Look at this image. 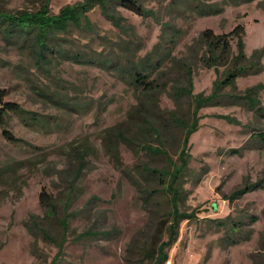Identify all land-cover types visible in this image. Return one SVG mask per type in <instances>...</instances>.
Here are the masks:
<instances>
[{"label":"rangeland","instance_id":"rangeland-1","mask_svg":"<svg viewBox=\"0 0 264 264\" xmlns=\"http://www.w3.org/2000/svg\"><path fill=\"white\" fill-rule=\"evenodd\" d=\"M44 1L0 0V11H35ZM84 1L49 0V7L58 15L64 7ZM142 2L150 11L144 17L118 9L121 28L96 9L89 14L96 32L74 29L59 38L64 48L78 56H94V51L118 56L126 68L123 71L112 63L101 67L86 58L78 61L77 55H47L53 59L51 63L38 68L29 51L8 42L0 27V91L5 102L17 103L25 112L24 119L12 113L6 119L7 129L19 139L17 143L3 136L0 122V264H51L58 248L39 240L34 254V238L25 224L32 216L45 215L39 199L44 188L54 195L61 189L58 171L68 167V159L60 148L85 139L97 155L88 157L86 173L78 183L82 194L73 208L84 209L93 197L100 200L91 218L78 217L71 229L83 232L95 222L101 228L116 225L120 235L97 243L68 242L63 264H130L127 250L136 238L143 239L150 215L136 189L106 155L100 135L105 128L127 119L137 103L135 89L127 82L133 65H140V72L150 73L152 78L181 86L188 84L182 60L192 67L194 93H210L216 74L189 51L204 30L224 34L242 24L247 55L264 49V0ZM258 84H264V71L240 77L238 92L245 93ZM260 97L264 107V90ZM182 104L187 113V96ZM160 105L168 110L176 108L175 100L166 94L161 96ZM199 115V128L190 138L193 159L182 204L194 217L181 224L167 262L254 264L252 255L261 248L264 232V188L255 186L264 181V144L252 140V134L264 132V116L234 102L205 107ZM179 144L181 132L172 128L167 136L169 152L179 153ZM233 148H242V155H231ZM121 155L128 166L137 160L125 146ZM245 188L249 192L234 198L238 191L246 192ZM135 259V264H146Z\"/></svg>","mask_w":264,"mask_h":264},{"label":"trees","instance_id":"trees-1","mask_svg":"<svg viewBox=\"0 0 264 264\" xmlns=\"http://www.w3.org/2000/svg\"><path fill=\"white\" fill-rule=\"evenodd\" d=\"M142 1L86 0L83 3L66 6L58 15H53L49 0H46L35 11L17 13L0 11L1 32L8 42L19 46L22 50H28L38 68H44L53 60L46 58L47 55L65 58L77 55L62 46L60 37L70 34L74 29L96 32L97 27L90 19V12L99 9L116 28H121L120 17L117 15L118 9H127L144 17L150 11L146 10ZM193 2L196 3L199 0H193ZM223 10L222 8V13ZM245 36L246 28L242 24L224 34H216L212 29H206L190 46L189 51L193 53V58L199 59L204 67L213 69L216 74L210 93H194L192 67L182 60L181 63L187 75V85L171 86L167 81L152 78L150 73L140 72L141 66L137 64L133 65L134 68L128 74L127 82L135 89L137 103L128 111L127 119L105 128L101 132L100 139L106 155L136 189L143 208L150 215V223L142 234L143 239L136 238L127 250L130 264H135L134 258L146 264H165L169 259V250L179 239L181 224L194 217V214L183 210L182 204L186 196L185 184L190 175V164L193 159L190 138L199 128L200 111L205 107H220L234 102L264 116L260 97L264 84L249 87L245 93L238 92L237 80L240 77L264 71L262 63L264 49H257L248 56ZM83 58H86L88 63L93 60V65L100 64L102 67L112 63L116 70H126L118 56L112 58L111 55L106 56L102 51H94V56L77 55L78 61ZM163 94L175 100L174 110L161 107L160 99ZM4 96L3 91H0V122L3 125V136L9 142L17 143L19 139L7 129L6 119L11 113L24 119L25 112L17 103L5 102ZM185 96L190 100V109L187 113L182 109L183 104L181 105V100ZM32 119L35 121L37 118ZM172 128L181 132V144H179L181 147L177 154H171L167 148V136ZM252 140L264 144V132L253 133ZM123 146L136 157L137 160L133 166L124 163L121 155ZM242 148H233L229 153L241 156ZM59 151L68 159V167L58 171V187L61 189L57 195H54L44 188L39 199L45 215L32 216L25 224L34 238V254H37L39 240L52 243L58 248L51 264L64 263L65 246L70 241L97 243L114 240L120 235L116 225L101 228L95 222L83 232L71 229L72 222L78 217L90 219L100 200L93 197L84 209L73 208L82 194L78 183L86 173L85 170L89 165L88 157L96 156L97 152L89 139L81 142L73 141L61 147ZM256 185L264 188V181ZM243 191L244 189L238 191L234 198L249 192V188H245L246 192ZM219 224L223 225L220 222ZM240 227L241 225L238 224L237 228ZM252 259L254 264H264V232L261 248L252 255Z\"/></svg>","mask_w":264,"mask_h":264},{"label":"built area","instance_id":"built-area-1","mask_svg":"<svg viewBox=\"0 0 264 264\" xmlns=\"http://www.w3.org/2000/svg\"><path fill=\"white\" fill-rule=\"evenodd\" d=\"M167 264H170V262H167Z\"/></svg>","mask_w":264,"mask_h":264}]
</instances>
